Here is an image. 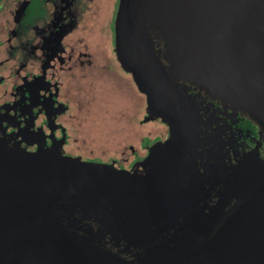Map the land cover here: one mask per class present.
<instances>
[{
	"label": "water",
	"instance_id": "95a60500",
	"mask_svg": "<svg viewBox=\"0 0 264 264\" xmlns=\"http://www.w3.org/2000/svg\"><path fill=\"white\" fill-rule=\"evenodd\" d=\"M114 51L167 139L143 176L0 141V264H264V159L227 166L191 94L264 133V0H119Z\"/></svg>",
	"mask_w": 264,
	"mask_h": 264
},
{
	"label": "flooded vegetation",
	"instance_id": "af4514ba",
	"mask_svg": "<svg viewBox=\"0 0 264 264\" xmlns=\"http://www.w3.org/2000/svg\"><path fill=\"white\" fill-rule=\"evenodd\" d=\"M118 3L119 0H0V141L8 148L25 153L54 151L82 162L102 159L101 164L117 170L145 174L140 163L150 148L143 145L147 134L136 146L127 145L119 153L126 167L107 162L108 157L83 154L87 121L83 107L90 102L87 96L96 81L111 91L116 90V76L127 79L145 102L138 124L150 122L146 121L144 95L137 90L132 76L120 67L114 51ZM95 40L102 43L99 51ZM191 94L201 103L203 119L214 120L211 128L219 130L224 145L220 155L227 166L250 153L264 159V133L244 113H233L229 105L210 99L198 88ZM210 104L213 106L207 108ZM153 121L166 127V140L167 126L160 120ZM203 179L197 194L211 206L214 191L207 176Z\"/></svg>",
	"mask_w": 264,
	"mask_h": 264
},
{
	"label": "rangeland",
	"instance_id": "374dc122",
	"mask_svg": "<svg viewBox=\"0 0 264 264\" xmlns=\"http://www.w3.org/2000/svg\"><path fill=\"white\" fill-rule=\"evenodd\" d=\"M95 42L97 43L96 50L103 48L100 40H95ZM115 78L113 81L116 84V88L114 87L116 90H105L102 82L96 81L87 96L91 100L83 107L87 120H85L86 143L83 154L103 159L108 157L107 162L111 160L122 168L126 166L121 164L123 161L119 153L127 145L136 146L140 137L145 134L148 135V139L143 141V145L151 146L163 142L166 127L154 121L143 126L139 125L138 121L144 113V98L137 94L127 79L120 76ZM118 88H122L121 91ZM84 160L85 163L90 164H101L102 162V159Z\"/></svg>",
	"mask_w": 264,
	"mask_h": 264
}]
</instances>
